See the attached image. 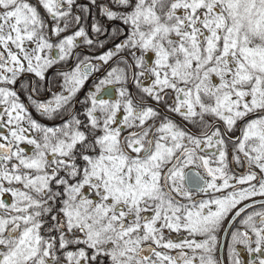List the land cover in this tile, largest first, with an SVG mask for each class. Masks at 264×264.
I'll return each instance as SVG.
<instances>
[{"label":"snow or ice","instance_id":"obj_1","mask_svg":"<svg viewBox=\"0 0 264 264\" xmlns=\"http://www.w3.org/2000/svg\"><path fill=\"white\" fill-rule=\"evenodd\" d=\"M0 264H264V0H0Z\"/></svg>","mask_w":264,"mask_h":264},{"label":"flooded vegetation","instance_id":"obj_2","mask_svg":"<svg viewBox=\"0 0 264 264\" xmlns=\"http://www.w3.org/2000/svg\"><path fill=\"white\" fill-rule=\"evenodd\" d=\"M96 75H99V73H97ZM90 87H91V82L86 83L85 87L81 90L82 93H86ZM81 98H83V97L81 96ZM34 116H35V114H34ZM35 118L38 119V120L40 119L38 116H35ZM45 123H48V122L45 121ZM228 239H230L229 234H227L226 242H227ZM226 242H225V248H224V259H226V256H227Z\"/></svg>","mask_w":264,"mask_h":264},{"label":"water","instance_id":"obj_3","mask_svg":"<svg viewBox=\"0 0 264 264\" xmlns=\"http://www.w3.org/2000/svg\"><path fill=\"white\" fill-rule=\"evenodd\" d=\"M227 234L228 233H224L222 236H221V242H222V245H224L223 247H221L219 249V252H218V255L221 259H224V248H225V242H226V237H227Z\"/></svg>","mask_w":264,"mask_h":264}]
</instances>
